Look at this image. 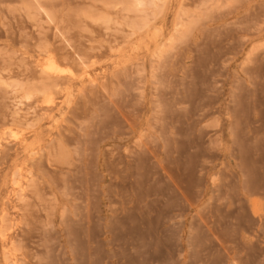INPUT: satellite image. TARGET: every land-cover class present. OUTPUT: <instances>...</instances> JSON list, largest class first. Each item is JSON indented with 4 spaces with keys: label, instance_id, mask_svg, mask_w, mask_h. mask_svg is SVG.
I'll list each match as a JSON object with an SVG mask.
<instances>
[{
    "label": "rangeland",
    "instance_id": "obj_1",
    "mask_svg": "<svg viewBox=\"0 0 264 264\" xmlns=\"http://www.w3.org/2000/svg\"><path fill=\"white\" fill-rule=\"evenodd\" d=\"M0 264H264V0H0Z\"/></svg>",
    "mask_w": 264,
    "mask_h": 264
},
{
    "label": "bare ground",
    "instance_id": "obj_2",
    "mask_svg": "<svg viewBox=\"0 0 264 264\" xmlns=\"http://www.w3.org/2000/svg\"><path fill=\"white\" fill-rule=\"evenodd\" d=\"M137 1V0H136Z\"/></svg>",
    "mask_w": 264,
    "mask_h": 264
}]
</instances>
